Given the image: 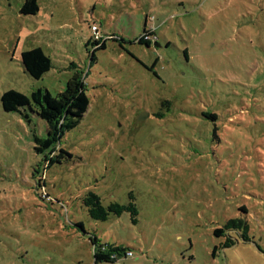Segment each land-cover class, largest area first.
Here are the masks:
<instances>
[{
	"label": "rangeland",
	"instance_id": "1",
	"mask_svg": "<svg viewBox=\"0 0 264 264\" xmlns=\"http://www.w3.org/2000/svg\"><path fill=\"white\" fill-rule=\"evenodd\" d=\"M24 1L0 0V95L55 94L78 71L89 105L54 164L34 152L44 121L0 105V264H95L92 234L133 253L97 264H264V0ZM35 47L51 59L39 80L20 61ZM88 191L104 206L131 193L137 214L94 220ZM230 219L248 241L214 234Z\"/></svg>",
	"mask_w": 264,
	"mask_h": 264
},
{
	"label": "trees",
	"instance_id": "2",
	"mask_svg": "<svg viewBox=\"0 0 264 264\" xmlns=\"http://www.w3.org/2000/svg\"><path fill=\"white\" fill-rule=\"evenodd\" d=\"M38 0H25L20 12L24 15L35 14L38 11ZM92 39V38H91ZM153 39H156L155 30L144 27L141 35L136 39L138 43L149 46ZM106 38L101 35L97 40H93L94 49H102ZM186 55V54H185ZM93 59V57H92ZM20 61L23 70L33 79L39 80L51 68V59L41 48L35 47L20 53ZM0 105L5 112H15L26 121L30 120L32 114H35L45 123L44 137L34 136V152L42 157L50 156V164L58 163L63 157H70L71 154L61 146L63 136L74 129L81 121L86 112L89 100L84 91V77L81 72L75 71L65 82V86L59 92L53 94L47 88H36L30 94H25L9 89L0 95ZM156 117H162L164 114L155 112ZM197 116L198 125L202 128L213 127V132L218 124V113L209 109L201 110ZM212 132V138L214 137ZM57 151L56 155L52 152ZM129 200L126 203L116 201L109 202L107 205L102 204L99 195L88 191L82 199V205L86 208L87 214L94 220L104 221L110 215L119 216L124 212H129L131 218L136 216L137 209L134 198L131 193L128 195ZM244 209V207H241ZM246 211V210H245ZM134 222H137L133 218ZM80 228H83L79 225ZM226 232L237 233L244 241H248L249 225L245 220L230 219L223 228H216V236H227L224 246L234 244L235 239L231 238ZM93 246L94 263H114L121 259H127L125 253L128 248L122 245H108L101 242L95 234L89 237ZM131 258V257H130Z\"/></svg>",
	"mask_w": 264,
	"mask_h": 264
},
{
	"label": "built area",
	"instance_id": "3",
	"mask_svg": "<svg viewBox=\"0 0 264 264\" xmlns=\"http://www.w3.org/2000/svg\"><path fill=\"white\" fill-rule=\"evenodd\" d=\"M90 30H91V32H92V39L93 40H97L98 38H100L101 37V34L98 32V29H97V27H96V25H91L90 26ZM125 255H126V257H133V253L131 252V250H129V251H127L126 253H125Z\"/></svg>",
	"mask_w": 264,
	"mask_h": 264
},
{
	"label": "water",
	"instance_id": "4",
	"mask_svg": "<svg viewBox=\"0 0 264 264\" xmlns=\"http://www.w3.org/2000/svg\"><path fill=\"white\" fill-rule=\"evenodd\" d=\"M142 117H143V115L139 116V117H138V120H142Z\"/></svg>",
	"mask_w": 264,
	"mask_h": 264
}]
</instances>
